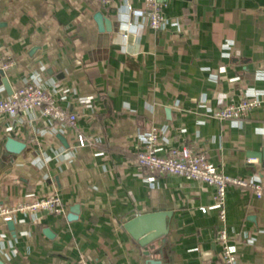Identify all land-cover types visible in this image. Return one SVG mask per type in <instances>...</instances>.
Returning a JSON list of instances; mask_svg holds the SVG:
<instances>
[{"label":"crops","instance_id":"obj_1","mask_svg":"<svg viewBox=\"0 0 264 264\" xmlns=\"http://www.w3.org/2000/svg\"><path fill=\"white\" fill-rule=\"evenodd\" d=\"M160 1L178 27L152 30L135 14L142 0H0V63H16L0 73V97L28 80L80 115L77 127L0 125V200L58 193L67 209L14 230L0 219V264L216 260L214 189L139 166L142 132L157 129L161 154L186 144L264 184V0ZM244 94L263 100L250 118L208 112ZM226 212L236 264H264V200L231 187Z\"/></svg>","mask_w":264,"mask_h":264},{"label":"built area","instance_id":"obj_2","mask_svg":"<svg viewBox=\"0 0 264 264\" xmlns=\"http://www.w3.org/2000/svg\"><path fill=\"white\" fill-rule=\"evenodd\" d=\"M109 3L110 0H105ZM142 10L135 11L138 16L147 19L149 27L157 32L178 27V22L165 14V6L160 0H142ZM128 11L132 10L128 6ZM125 36H127L125 34ZM16 66L14 61L0 63V72L6 74ZM263 104L259 95L244 94L239 100H230L221 108L210 109L208 112L222 121H239L250 118ZM205 106V105H204ZM28 119H44L48 123L60 126L77 127L80 115L76 111L61 106L57 96L42 84L31 83L28 80L13 90L7 97H0V125L7 121ZM142 144L136 149V163L153 173L183 178L187 181L202 183L214 189V209L218 211V227L215 242L219 247V256L206 264H236V252L227 227L226 202L228 190L231 187L246 189L259 200H264V184L248 180L240 176L223 174L218 167L207 160L200 152L190 146H172L166 153L161 154V135L157 129L141 133ZM81 147L87 146L88 140L78 135ZM249 162H253L249 160ZM150 183L155 177L147 178ZM66 207L58 193L41 196L32 201L9 206L0 200V219L5 223H23L27 219L40 220L43 213L64 215ZM209 209L202 208L206 213ZM85 264V263H82Z\"/></svg>","mask_w":264,"mask_h":264},{"label":"water","instance_id":"obj_3","mask_svg":"<svg viewBox=\"0 0 264 264\" xmlns=\"http://www.w3.org/2000/svg\"><path fill=\"white\" fill-rule=\"evenodd\" d=\"M0 73L2 75H4V73H2V72H0ZM5 82H6V80H5ZM7 145H8V147H11L14 150V152H16V153H19L25 149V145L23 143L15 140L13 138H9L7 140ZM7 224L11 230H14V222L11 221V222H8Z\"/></svg>","mask_w":264,"mask_h":264}]
</instances>
